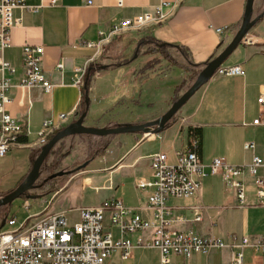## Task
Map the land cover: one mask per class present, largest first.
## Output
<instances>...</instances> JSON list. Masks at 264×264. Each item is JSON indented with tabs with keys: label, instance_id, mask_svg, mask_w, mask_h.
Instances as JSON below:
<instances>
[{
	"label": "crops",
	"instance_id": "obj_1",
	"mask_svg": "<svg viewBox=\"0 0 264 264\" xmlns=\"http://www.w3.org/2000/svg\"><path fill=\"white\" fill-rule=\"evenodd\" d=\"M91 1L88 5L82 0H25L33 9L14 10L20 24L11 29V46L0 52V57L16 68L17 81L22 74V46H42L41 67L52 84L49 92L39 86L11 90L7 109L26 120L28 130L27 142L14 149H38V133L45 121L59 123L61 115H68L62 127L74 121L86 92V126L114 127L153 120V115L137 117L143 115L145 106L153 108L157 102V112L163 114L180 95L179 86L185 77L193 70L200 71L232 39L246 2L123 0V5L117 6V0ZM161 2L173 4L162 20H154L140 30L111 32L120 20L152 12ZM263 10L264 0H254L252 17ZM216 28L223 31L218 33ZM155 41L172 45L165 52L175 63L155 49ZM91 65L99 68L84 92L83 85L78 89L73 78L79 68L86 70ZM222 65H240L244 74H214L183 105L184 122H174L150 136L132 133L110 139L105 152L87 165L97 164L100 172L108 173L110 180L100 189H116V198L129 206H141L142 216L150 218V212L144 209L146 195L136 188L135 182L150 177L152 154L167 152L173 159L178 151L189 148L191 127L195 128L197 154L205 164L218 157L231 165H246L253 155H262L264 126L251 123L264 107V103H258L260 96L264 98V13ZM249 141L255 143L253 150L244 149V143ZM110 176L117 180L111 181ZM128 176L130 181L125 180ZM86 177L90 178L83 176L85 185L91 182L86 183ZM241 179L246 187L245 206L238 205L235 190L225 186L221 176L207 175L200 178L195 195L169 201L171 228L227 242L233 236L264 241V207L256 205L252 178L244 174ZM54 213L68 211L56 208ZM198 214L200 220H195ZM144 250L155 251L156 258H145ZM243 254L247 264H264L261 250L247 247ZM231 257L232 249L224 248L212 249L208 254L194 253L189 258L172 255L171 260L172 264H229ZM108 261L158 264L159 252L135 248L126 259L116 252Z\"/></svg>",
	"mask_w": 264,
	"mask_h": 264
},
{
	"label": "built area",
	"instance_id": "obj_2",
	"mask_svg": "<svg viewBox=\"0 0 264 264\" xmlns=\"http://www.w3.org/2000/svg\"><path fill=\"white\" fill-rule=\"evenodd\" d=\"M82 1L88 5L92 3L91 0ZM122 5L123 0H117V6ZM25 8L33 9L25 4V0H0V52L11 46V29L20 24L14 10ZM172 8L173 4L161 2L152 8V12L120 20L112 26L111 32L140 30L154 20H162ZM215 31L221 33L223 28ZM42 55V46H22V74L17 81H14L16 68L0 57V158L14 148L22 147L19 140L28 134L26 120L12 115L7 109L11 90L39 86L49 92L52 88L41 67ZM85 71V68H79L74 75L73 82L78 89L83 85ZM214 74L243 75L244 70L240 65H221ZM258 103H264L262 96ZM67 119L68 115H61L59 123L43 122L37 138L38 148L54 131L62 128ZM251 124L264 126V107ZM196 148L197 139L192 135L191 146L178 151L173 159L167 152L150 156V177L135 182L136 188L146 195L144 209L150 212V218L142 216L141 206H129L116 197H109L95 206L76 209L74 219H70L67 213L43 211L36 217L28 216L16 226L15 218H5L4 224L11 228L0 229V264H112L108 260L113 254L118 252L122 259H126L135 248L157 249L158 264H172V255L189 258L194 253L208 254L212 249L230 248L229 264H247L243 249L249 247L264 252L263 240L233 236L227 242L192 231L175 230L171 228L173 219L169 201L195 195L200 188V178L219 175L225 186L235 190L238 205L245 206L246 187L241 178L248 174L253 181L256 205L264 207V147L262 155H253L246 165H231L218 157L205 164ZM254 148V142L244 143V149ZM195 220H200L199 214ZM133 236H137L135 240H132Z\"/></svg>",
	"mask_w": 264,
	"mask_h": 264
},
{
	"label": "rangeland",
	"instance_id": "obj_3",
	"mask_svg": "<svg viewBox=\"0 0 264 264\" xmlns=\"http://www.w3.org/2000/svg\"><path fill=\"white\" fill-rule=\"evenodd\" d=\"M98 66H96L97 68ZM195 70L191 75H187L179 86L178 94L184 93L195 81ZM178 95L175 100L180 96ZM78 116L84 111L82 102L80 103ZM160 104L159 102L153 108L144 107L142 116L137 117L147 118L153 115V119L161 114H158ZM158 115V116H156ZM185 113L183 106L173 116L171 124L174 122H184ZM115 127V126H114ZM126 135V134H122ZM98 141V137H88L86 135L68 136L59 141L51 150L50 154L44 161V169L36 181V187L29 190L25 194L15 198L10 203L0 207V224L5 218H15L16 226L23 222L28 216H34L41 213H54L56 208L67 210L68 217L74 219L76 216V209L79 206L96 205L105 198L111 196L118 197V194L112 190L100 189V186L108 184L110 180L107 172H100L97 169V164L88 165V158L91 156L90 148ZM72 155L70 156V153ZM65 154V155H64ZM69 155V156H68ZM63 156V157H62ZM59 157V166L55 168L56 171H67L68 173L56 177L49 182H45V178L53 170V163ZM33 157V152L29 149H14L5 157L0 158V197L12 191L25 179V173L29 171ZM89 169V172L86 171ZM85 181L89 184H84ZM111 177V176H110ZM132 179L130 176L126 177V181ZM116 181L117 177H111V181ZM116 183V182H115ZM62 188H65L62 192ZM59 194V195H58ZM29 195H36L31 198ZM26 203L29 205L26 208ZM11 227L3 225L0 229L2 231L8 230ZM145 258L155 259L156 252L144 250Z\"/></svg>",
	"mask_w": 264,
	"mask_h": 264
},
{
	"label": "water",
	"instance_id": "obj_4",
	"mask_svg": "<svg viewBox=\"0 0 264 264\" xmlns=\"http://www.w3.org/2000/svg\"><path fill=\"white\" fill-rule=\"evenodd\" d=\"M254 0H246L244 11L241 19L240 26L235 32L229 43L212 59L204 64L200 72L198 73L195 81L192 85L182 93L176 100L172 102L170 107L157 118L138 124H121L115 127H93L84 125V118L86 117L87 110L82 112L74 121L60 128L55 132L49 140L39 148V153L32 161L29 172L25 179L17 185L12 191L6 195L0 197V207L10 203L15 198L25 194L29 190L36 187V181L40 176V169L55 145L68 136L73 135H91L95 137H104L119 134H132L143 133L145 136L158 134L162 132L169 120L181 109V107L196 93V91L203 86L206 82L212 78L216 69L220 67L228 56L234 51V49L240 44L247 32L255 25L259 18L264 13L252 17ZM84 101L88 104L87 92L85 93ZM67 171H57L50 174L47 179L51 180L59 176L67 174ZM31 198L36 195H29ZM4 225V221L1 222L0 228Z\"/></svg>",
	"mask_w": 264,
	"mask_h": 264
},
{
	"label": "trees",
	"instance_id": "obj_5",
	"mask_svg": "<svg viewBox=\"0 0 264 264\" xmlns=\"http://www.w3.org/2000/svg\"><path fill=\"white\" fill-rule=\"evenodd\" d=\"M154 43H155V46H156L155 49H156L157 51H159V52L163 55L164 58L169 59V60H171L173 63H175V62L171 59V57L165 52L166 48H167V47H170V46H172V45H170V44H166V43H162V42H158V41H155ZM97 68H99V67H97ZM97 68H96V66H93V65H91V66H89V67L86 68V72H85V75H84V83H83L84 92H86V90H87V88H88L89 81H90V77L92 76L93 72H94ZM199 72H200V71L195 72V76H197ZM84 97H85V94H84V96H83V94H82L81 102H82V104H83V109H84V111H86V110H87V106H88V104L85 103V101H84ZM84 111H83V112H84ZM172 118H173V117H172ZM172 118L169 120V122L167 123L166 127H168V126L171 124V120H172ZM58 130H59V129H58ZM58 130L54 131L53 134H54L55 132H57ZM188 132H189V134H190L191 136H192V135L195 136V128L191 127V128L189 129ZM53 134H52V135H53ZM52 135H51V136H52ZM86 136H88V137H93V136H91V135H86ZM112 137H113V135H111V136H104V137H98V141H97L96 143H94V146H92V147L90 148V151H91L92 153H91V156L88 158V160L90 161V160H92L93 158L102 155V154L105 152V150H106V148H107V146H108V144H109V141H110V139H111ZM19 141H20L21 143H26V142H27V138H26V137H22ZM32 152H33V157H36L37 154L39 153V148L30 151V153H32ZM50 152H51V151H50ZM49 154H50V153H49ZM49 154H48V155H49ZM64 155H65V154H64ZM62 157H63V156H62ZM60 159H61V157H59V159L57 158V159L54 161V163H53V168H52L53 170L50 172V174H53V173L57 172V171L55 170V168L59 166V160H60ZM89 161H88V162H89ZM44 167H45V166H44V163H43V165H42V167H41V169H40V174H41V171L44 169ZM28 172H29V171H27V173H28ZM27 173L24 174L25 177H26ZM50 174H49V175H50ZM49 175H48V176H49ZM48 176H47V177H48ZM47 177L44 179L45 182H49V181L52 180V179H51V180L47 179ZM19 184H20V183H19Z\"/></svg>",
	"mask_w": 264,
	"mask_h": 264
}]
</instances>
